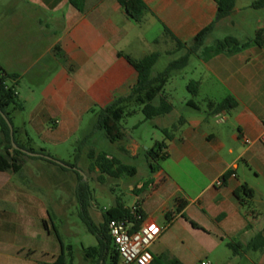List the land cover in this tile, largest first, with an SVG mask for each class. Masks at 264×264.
Returning <instances> with one entry per match:
<instances>
[{
    "label": "crops",
    "instance_id": "crops-1",
    "mask_svg": "<svg viewBox=\"0 0 264 264\" xmlns=\"http://www.w3.org/2000/svg\"><path fill=\"white\" fill-rule=\"evenodd\" d=\"M11 1L0 16V67L17 76L15 92L24 107L20 126H13L17 140L26 143L25 134L33 149L62 162L50 153L49 146L77 144L83 123L91 116V131L83 135L88 138L85 146L93 145L91 151L98 154L94 146L106 143L110 147L106 158L135 168V176L136 167L127 162L145 152L148 173L143 181L131 184L123 183L125 177L113 179L128 184L134 201L125 208L138 206L146 220L156 223L173 215L171 224L183 221L219 242L237 239L240 250H246L260 235L257 246L263 244V248L255 253L264 264V214L254 210L264 199V145L260 142L264 134V8L251 7L259 0H235L233 12L214 24L204 47L226 37L247 42L259 31L261 46L251 43L231 54L208 57L199 51L189 58L187 67L198 83V94L192 99L202 98L204 106L192 100L198 109L179 113L172 96L164 95L172 111L152 119L157 121L154 131L162 135L152 134L154 144L164 141L162 130L179 121L182 124L166 142V158L155 164L154 173L147 158L154 144L144 146L133 133L146 121L132 128L122 123L123 139L110 143L103 132L93 129L94 113L126 97L135 84L137 75L126 57L138 61L157 53L153 47L175 45L172 41L153 43L164 29L187 44L181 51L176 47L177 56L183 55L193 38L214 22V1L141 0L147 12L140 24L126 16L117 0H84L82 12L69 0ZM227 97L234 99L237 107L210 115L207 103ZM135 111L130 118L140 113ZM165 117L171 120L165 122ZM17 160L18 173L0 172V255L3 251L20 256L25 250L27 256L42 255L46 239H50L49 213L53 216L48 176L66 175L67 171L42 157ZM223 177V185L216 187L215 182ZM176 200L186 203L179 215H174ZM95 211L102 216L106 210ZM161 238L151 244L150 251ZM36 242L43 243V249H35ZM151 254L153 259L161 257V252Z\"/></svg>",
    "mask_w": 264,
    "mask_h": 264
},
{
    "label": "trees",
    "instance_id": "trees-1",
    "mask_svg": "<svg viewBox=\"0 0 264 264\" xmlns=\"http://www.w3.org/2000/svg\"><path fill=\"white\" fill-rule=\"evenodd\" d=\"M217 7V14L214 22L207 28L201 30L191 41L189 49L185 51L178 59L168 63L166 68L159 73L153 74V70L159 62L161 55L158 53H151L144 56L138 61L131 60L126 57V60L130 63L136 72V82L130 88L129 94L126 97L117 98L113 100L108 106L98 109L94 113V126L95 131H101L105 134L107 140L110 143H116L123 139V132L121 124L126 117H130L135 114V110L139 109L144 121H150L157 117L168 115L172 111V106L167 102L164 97L163 91L173 74L178 73L185 69L188 65L191 55H196L199 51L202 52L203 57L216 56L222 53H234L246 48L249 44L254 43L257 46H261V34L257 32L252 40L240 43L232 37H226L222 40H218L212 47H204V41L207 35L212 31L215 23L228 18L234 10L235 0H213ZM120 7L123 9L126 16L136 24H140L147 12V8L141 0H117ZM70 5L77 11H83L84 0H69ZM254 9L264 8V0H259L252 4ZM160 41H172L177 47V51L185 49V45L178 42L173 35L166 29H164L160 38L154 40V44H159ZM16 75L6 73L0 67V112L11 123V116L15 113H21L24 109L22 102L19 101L15 92ZM10 82V83H8ZM186 90L191 96L195 98L198 94V83L190 82L186 86ZM186 106L197 110L198 107L191 100L186 102ZM237 107V103L231 97H227L219 103L208 102L207 108L210 115H217L222 112H229ZM182 121L173 125L169 130H162L164 141L161 143H155L152 149L147 152V158L149 161V169L151 173H154L157 169L155 164L158 161L166 158L164 150L166 148V142L171 139L172 133L177 129ZM13 127V126H12ZM26 143L21 144L17 140V130L13 128V142L15 146L26 152L32 154H38L50 157L45 154L43 150H35L30 145V140L24 134ZM88 138L80 140L77 145H85ZM75 150V154H76ZM106 153L96 154L93 151H89L87 157L93 161L90 164V170L96 169L100 173V178L108 177L111 179H119L123 177H133L136 174L135 168L121 164L115 159L108 160ZM26 157L25 154L19 150H15L12 147L9 129L0 115V172L18 173L20 171V163L18 158ZM51 158V157H50ZM53 159V158H52ZM54 160V159H53ZM78 157L75 159L77 163ZM54 166H58L63 171H70L74 173L79 179L78 188L76 191L77 202L80 203L79 218L87 228V231L96 238L97 245L93 248L84 249V261L89 264H105L108 259L109 264H117L120 257L115 251L112 245L110 237L107 233V223L110 220H133L132 208H125L123 204L116 202V204L110 207L102 214V223L97 227L93 224L92 220L88 216L87 209L90 207L89 192L87 184L83 182V174L79 173L80 169L76 164L61 162L65 167H61L52 161H48ZM76 169V170H74ZM82 172V171H81ZM176 209L174 215H179L184 209L186 203L176 200ZM137 214L141 219H145L138 206H134ZM184 218V216H181ZM174 219L173 215H165L166 224L169 226ZM185 219V218H184ZM193 228L197 229V226L190 223ZM44 225V224H43ZM260 235H257L246 246V251L257 252L263 248L257 246L261 243ZM113 246V245H112ZM227 247L232 250L234 254L237 249L242 247L239 244L229 243ZM60 255L58 256L55 264H67L64 259L63 248L60 245ZM161 258V257H160ZM160 258L153 259L151 264H161ZM68 264H72V260ZM166 264H182L177 259H172L166 262Z\"/></svg>",
    "mask_w": 264,
    "mask_h": 264
},
{
    "label": "rangeland",
    "instance_id": "rangeland-1",
    "mask_svg": "<svg viewBox=\"0 0 264 264\" xmlns=\"http://www.w3.org/2000/svg\"><path fill=\"white\" fill-rule=\"evenodd\" d=\"M11 0H0V16L11 4ZM153 50L161 54V58L154 68L155 73L162 72L167 64L180 57L177 56L176 46L171 44L167 46L160 45L153 47ZM190 67H186L181 73H175L164 88V95H171L173 98L176 112L184 113L189 110L186 102L191 100V96L186 90L188 83L194 81ZM10 83V82H8ZM194 100L200 106H204L202 98L197 97ZM21 113H15L11 116L12 126L15 128L20 126ZM143 117L138 113L135 117L124 118L122 123H125L129 128H132L137 122L142 121ZM165 122L171 119L165 117ZM93 122L91 116L86 118L81 133L78 138L83 140V135L91 131V123ZM156 120L146 121L139 126L138 130H132L136 139L141 140L146 147H152L155 138L152 134H157L159 138L162 137L160 133H156L153 126ZM158 141H160L158 139ZM93 148L91 146L77 145L71 143L54 144L49 146L51 154L56 155L60 161L76 164L80 169L79 173L83 174V182L87 184L90 207L87 209L88 216L95 226L102 223L101 212L97 213L95 210H108L117 201L123 205L130 206L134 199L129 195L128 184H121L108 177L100 178V173H96V169L90 170L91 160L88 159L87 154ZM110 147L106 143H100L99 146H94V149L100 153H106ZM84 151H83V150ZM76 151V154L74 151ZM143 156H139L136 160L127 162L129 165L136 167L137 175L134 178H123V183H140L147 175V166ZM78 157L77 163L75 159ZM82 171V172H81ZM52 184L50 189L51 203L53 216L49 213L47 219V227L50 233V239H46V252L26 255L27 250L20 256H8L2 251L0 255V264H55L58 256L61 253L60 245L63 248L64 259L68 264L72 260V264H89L84 261V249L96 247V238L91 235L85 225L79 218L80 203L76 199V191L79 184V179L74 173L67 171L66 175L53 173L48 176V184ZM263 191V187L261 188ZM261 191V192H262ZM264 195V193H263ZM262 200V199H261ZM259 202L254 210L258 213L261 211L264 214V199ZM61 204V207L59 205ZM59 208H56V207ZM248 211V209H246ZM163 228L162 238L160 243H156L151 248V253H160V263L166 264L172 259H181L186 264H260L262 257L259 253L253 251H246L237 249L234 254L232 250L226 247L227 244H239L237 239H224L222 242L215 239L208 238L202 232L195 231L183 222L178 221L171 225H167L164 219L157 222ZM217 243V247L215 246ZM35 249H43V243H34ZM33 245V244H32ZM112 245L110 248L112 249ZM43 251V250H42ZM46 253L44 256L43 254ZM109 264V260L105 261ZM117 264H124L119 259Z\"/></svg>",
    "mask_w": 264,
    "mask_h": 264
},
{
    "label": "built area",
    "instance_id": "built-area-1",
    "mask_svg": "<svg viewBox=\"0 0 264 264\" xmlns=\"http://www.w3.org/2000/svg\"><path fill=\"white\" fill-rule=\"evenodd\" d=\"M264 145V134L260 137ZM224 177L215 182L221 187ZM133 220H110L107 223V233L111 243L124 264H151L153 256L150 246L163 232L156 222L141 219L135 208H132ZM206 264V263H201Z\"/></svg>",
    "mask_w": 264,
    "mask_h": 264
},
{
    "label": "water",
    "instance_id": "water-1",
    "mask_svg": "<svg viewBox=\"0 0 264 264\" xmlns=\"http://www.w3.org/2000/svg\"><path fill=\"white\" fill-rule=\"evenodd\" d=\"M0 115H1V117L3 118V120L5 121V123H6L7 127H8V129H9L10 140H11V144H12L13 149H15V150H19L21 153L25 154V155L28 156V157H42V158H44V159H46V160H48V161H52V162H54L55 164H57V165H59V166H61V167H65L61 162L56 161V160H53V159L50 158V157L43 156V155H38V154H32V153L26 152V151H24V150H20V149H18V148L15 146L14 142H13V127H12L11 123L7 120V118H6L1 112H0ZM74 170H76V169H74Z\"/></svg>",
    "mask_w": 264,
    "mask_h": 264
}]
</instances>
